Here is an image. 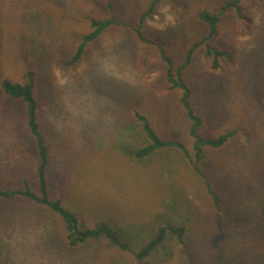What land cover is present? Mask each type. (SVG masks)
Segmentation results:
<instances>
[{
	"label": "rangeland",
	"instance_id": "obj_1",
	"mask_svg": "<svg viewBox=\"0 0 264 264\" xmlns=\"http://www.w3.org/2000/svg\"><path fill=\"white\" fill-rule=\"evenodd\" d=\"M110 1L118 3L116 11L108 8ZM138 1L0 0V81L35 74L52 175L63 173L68 204L87 223L123 226L135 250L156 225L183 223L186 245L176 246L168 264H264V8L248 0L246 18L223 17L211 43L233 54L232 62L211 71L196 51L185 70L205 118L203 132L240 129L225 148L207 149L198 164L211 179L217 204L193 167L194 141L177 95L166 87L158 47L117 25L85 48L78 65L68 64L80 37L92 31V19L115 17L131 26ZM186 2L188 13L185 0H162L144 28L146 38L166 41L177 65L193 42L208 35L191 11L207 6L218 12L224 0ZM133 111L163 139L181 142L189 158L177 148L137 156L149 140ZM24 121L23 104L0 85V179L7 184L19 180L15 166L28 171L34 153ZM51 187L58 188L53 181ZM61 232L55 218L27 201L0 206L4 264H136L132 254L97 244L71 250Z\"/></svg>",
	"mask_w": 264,
	"mask_h": 264
},
{
	"label": "trees",
	"instance_id": "obj_2",
	"mask_svg": "<svg viewBox=\"0 0 264 264\" xmlns=\"http://www.w3.org/2000/svg\"><path fill=\"white\" fill-rule=\"evenodd\" d=\"M161 1L139 0V5H141L139 13L133 20L134 25L131 26L129 24H119L115 17L92 19V31L80 37V41L75 45L74 53L70 56L68 64L78 65L84 57L85 48L90 43L98 40L109 28L117 25L129 26L134 29L142 42L158 47L164 64L163 76L166 87L169 92L177 95L178 104L188 122L189 135L194 141L195 163L193 167L202 178L205 191L218 204L219 196L211 189V179L205 172L199 171L198 164L203 158H206L207 149L220 150L225 148L240 134V129L214 130L210 134L203 132L205 118L193 102L194 88L188 82L185 70L192 67L196 51L203 53L204 61L211 71L217 72L220 70L223 61L232 62L234 60L233 54L225 48L213 45L211 40L218 35L222 19L229 13L240 20L246 18V3L248 0H224L218 12H211L207 6L193 9L190 15L193 17L194 22L204 27L208 31V35L191 44L182 65H177L170 57L169 52H167V43L162 40L161 36L160 39L165 44L155 40L158 39L156 35H153L155 39L150 40L144 34L146 21L153 17ZM254 1L259 7L264 8V0ZM33 5H35V11H40V6H42L40 1L33 3ZM184 6L185 11L188 13L190 6L186 0ZM31 7L27 6L23 12L29 11ZM116 7H118V3L108 2V8L116 11ZM184 16H186L185 12L182 17ZM139 66H143L141 61ZM28 74L27 78L21 80H14L5 75L0 81L3 92L9 98L21 102L24 106V125L29 138L32 140V151L34 152L30 158L28 171L23 166H15L17 169L16 174L20 176L18 181L13 178V183L7 184L0 179V206L4 201L20 199L45 211L60 223L62 228L61 237L65 245L71 250H78L89 244H97L106 249L132 254L136 259V264H168L172 262L176 254V246L186 245L189 232L187 224H158L151 236L145 239L142 245L135 250L129 242L126 228L113 222H99L90 225L77 211L69 206L68 194L64 193L62 189L64 186L63 173H58L55 179L54 174L52 175V156L50 145L43 131V124H41L42 108L36 95V77L31 71ZM121 92L123 94L124 90H121ZM133 116L140 123L139 126L142 128V132L149 140V144L136 153L137 156L144 158L161 150L177 148L183 152L185 157L189 158L188 150L181 142L163 139L152 126L151 121L142 113L133 111ZM52 181L55 182L58 188L51 187ZM68 182L66 181V184ZM262 208L264 207L262 206ZM5 252V245L0 237V264L5 263Z\"/></svg>",
	"mask_w": 264,
	"mask_h": 264
}]
</instances>
